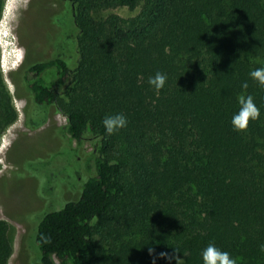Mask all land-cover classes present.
<instances>
[{
  "label": "trees",
  "instance_id": "16d2710c",
  "mask_svg": "<svg viewBox=\"0 0 264 264\" xmlns=\"http://www.w3.org/2000/svg\"><path fill=\"white\" fill-rule=\"evenodd\" d=\"M71 1L69 47L22 77L26 124L64 115V134L92 145L95 173L40 220L39 264H203L209 243L264 264V85L249 76L264 67V0ZM122 5L141 9L99 15ZM157 72L159 91L148 83ZM249 94L260 117L236 130ZM118 113L127 125L109 135L102 121ZM16 119L0 70V134ZM12 253L0 220V264Z\"/></svg>",
  "mask_w": 264,
  "mask_h": 264
},
{
  "label": "rangeland",
  "instance_id": "374dc122",
  "mask_svg": "<svg viewBox=\"0 0 264 264\" xmlns=\"http://www.w3.org/2000/svg\"><path fill=\"white\" fill-rule=\"evenodd\" d=\"M71 9V0H5L0 20V70L17 112L0 134V220L8 223L13 246L8 264H39L40 220L78 200L95 173L92 145L79 148L64 134V115L52 112L38 129L26 124L30 94L22 77L33 62L69 47L66 32L76 28ZM140 9L122 5L99 15L128 20Z\"/></svg>",
  "mask_w": 264,
  "mask_h": 264
},
{
  "label": "clouds",
  "instance_id": "9594fccd",
  "mask_svg": "<svg viewBox=\"0 0 264 264\" xmlns=\"http://www.w3.org/2000/svg\"><path fill=\"white\" fill-rule=\"evenodd\" d=\"M249 76L260 85H264V67L255 68L250 71ZM166 81V74L157 72L149 78L148 83L159 91L165 86ZM241 87L247 89L248 83H242ZM238 102L240 107L232 115L231 124L236 130H244L248 128L250 121H255L260 117V108L250 94L241 95ZM127 122V117L122 113L108 115L102 121L105 132L109 135L126 127ZM201 256L203 264H237V260L229 252L221 250L214 243H209L202 250Z\"/></svg>",
  "mask_w": 264,
  "mask_h": 264
},
{
  "label": "flooded vegetation",
  "instance_id": "af4514ba",
  "mask_svg": "<svg viewBox=\"0 0 264 264\" xmlns=\"http://www.w3.org/2000/svg\"><path fill=\"white\" fill-rule=\"evenodd\" d=\"M26 119H27V115H26Z\"/></svg>",
  "mask_w": 264,
  "mask_h": 264
}]
</instances>
